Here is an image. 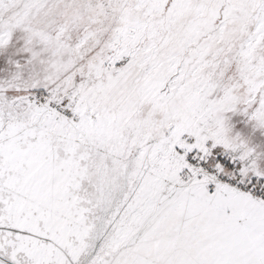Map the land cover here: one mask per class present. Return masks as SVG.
I'll list each match as a JSON object with an SVG mask.
<instances>
[{
    "label": "snow or ice",
    "instance_id": "1",
    "mask_svg": "<svg viewBox=\"0 0 264 264\" xmlns=\"http://www.w3.org/2000/svg\"><path fill=\"white\" fill-rule=\"evenodd\" d=\"M0 264H264V0H0Z\"/></svg>",
    "mask_w": 264,
    "mask_h": 264
}]
</instances>
